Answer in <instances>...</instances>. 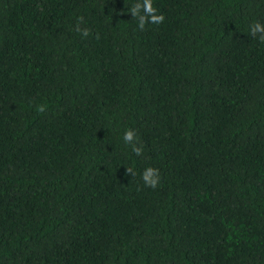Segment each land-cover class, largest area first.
<instances>
[{"label":"trees","instance_id":"trees-1","mask_svg":"<svg viewBox=\"0 0 264 264\" xmlns=\"http://www.w3.org/2000/svg\"><path fill=\"white\" fill-rule=\"evenodd\" d=\"M137 2L0 0V264H264V0Z\"/></svg>","mask_w":264,"mask_h":264},{"label":"clouds","instance_id":"clouds-1","mask_svg":"<svg viewBox=\"0 0 264 264\" xmlns=\"http://www.w3.org/2000/svg\"><path fill=\"white\" fill-rule=\"evenodd\" d=\"M130 13L133 16V19L138 21V27L141 31L145 29L146 24H160L165 20V16L163 14H157L158 9L153 5V0H142V2H137L129 9ZM83 22V18H80L77 24L76 30L81 32L84 37L90 35V29L80 28V23ZM250 35L252 37H258L261 43H264V24L259 22L254 23L250 27ZM37 110L41 113L46 111V107L44 105H39ZM136 139V133L129 129L124 133V142L126 144H132V151L137 155H142V147H137L135 145L134 140ZM126 175H131L135 177L136 173L132 168H127ZM141 179L143 180L146 187H150L155 189L160 184V173L159 169L148 167L144 170Z\"/></svg>","mask_w":264,"mask_h":264}]
</instances>
